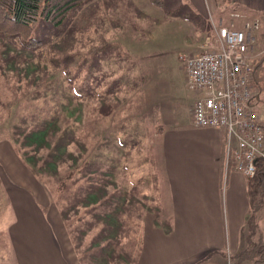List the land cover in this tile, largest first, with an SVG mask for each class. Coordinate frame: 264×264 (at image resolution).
I'll return each mask as SVG.
<instances>
[{
	"label": "rangeland",
	"instance_id": "374dc122",
	"mask_svg": "<svg viewBox=\"0 0 264 264\" xmlns=\"http://www.w3.org/2000/svg\"><path fill=\"white\" fill-rule=\"evenodd\" d=\"M165 9L159 11L170 10L173 22L143 45L138 59L108 36L115 21L121 32L127 28L126 0H92L59 27L35 22L32 38L42 44L31 49L0 36L3 264H11L9 235L28 250L34 239L43 248V237L57 233L67 234L78 252L111 246L120 261L110 264H134L143 222L161 211L151 177L155 128L186 118L194 101L181 59L197 55L206 35L230 24L253 29V58L264 52V15L233 0H167ZM154 26L143 20L134 30ZM93 181L92 201L84 192ZM254 222L256 241L264 238V209ZM215 264L251 263L231 256Z\"/></svg>",
	"mask_w": 264,
	"mask_h": 264
},
{
	"label": "crops",
	"instance_id": "0c3cea01",
	"mask_svg": "<svg viewBox=\"0 0 264 264\" xmlns=\"http://www.w3.org/2000/svg\"><path fill=\"white\" fill-rule=\"evenodd\" d=\"M126 1L127 28L121 32L119 29L122 28H116L115 21L109 26L108 36L115 39L113 43L127 45V49L137 58V52L144 49L143 45H147L148 41V45L154 42V34L156 37L158 32L164 33L161 26L171 24L173 19L161 13L149 0ZM233 5L250 13L264 15V0H233ZM208 13L209 18L213 19L210 11ZM143 20H152L155 25L150 32L134 30V26L143 23ZM214 26L213 23V29ZM210 35L204 37L198 54L203 51L206 39H214L215 34H212L214 37ZM79 63L77 61V65ZM98 75L94 74L92 79ZM253 80L256 107L264 118V95L262 98L259 96L260 91L264 93V69L256 70ZM130 81L129 77L128 82ZM195 100L194 94V101L186 118L174 120L166 127L155 128L157 130L150 144L154 163L151 177L161 211L159 217L152 216L143 222L134 264H215L237 255L247 246L246 223L251 216L249 191L253 187L249 183L250 179L235 172L227 163L225 131L192 126ZM92 173L88 172L87 175L94 176ZM81 176L84 177L85 174L82 172ZM95 187L94 181L90 188L88 183L84 192L91 193L89 195L92 201L95 200ZM90 189L94 191H89ZM11 237L12 235L8 236L11 247H8V251L12 252L11 264H87L89 258L88 264L120 261L114 255L115 251L109 250L111 246L95 251L96 246L92 245L87 250L78 252L65 233L46 234L43 237V248L36 238L28 250L19 248V240L15 235L16 247ZM108 239L112 242L118 240L115 237ZM4 262V257H0V264Z\"/></svg>",
	"mask_w": 264,
	"mask_h": 264
},
{
	"label": "built area",
	"instance_id": "2783aa9c",
	"mask_svg": "<svg viewBox=\"0 0 264 264\" xmlns=\"http://www.w3.org/2000/svg\"><path fill=\"white\" fill-rule=\"evenodd\" d=\"M252 32L248 26H219L200 54L181 59L187 88L196 95L192 126L223 129L227 163L248 179L264 160V118L256 111L252 85Z\"/></svg>",
	"mask_w": 264,
	"mask_h": 264
},
{
	"label": "trees",
	"instance_id": "16d2710c",
	"mask_svg": "<svg viewBox=\"0 0 264 264\" xmlns=\"http://www.w3.org/2000/svg\"><path fill=\"white\" fill-rule=\"evenodd\" d=\"M91 1L0 0V36L11 39L20 38L31 49L33 46L42 44L40 40L32 38V25L35 22H44L59 27L67 19L72 10ZM149 2L159 9L166 10L167 0H149ZM165 14L169 17H174V14L170 10ZM260 40H262V37ZM263 63L264 52L260 58H256L253 61V76L256 70L264 69ZM253 76L252 83L254 81ZM255 85L258 84L255 83ZM13 103L15 102L11 104ZM249 183L253 189L251 188L252 191H249L251 216L246 223L248 226L247 246L235 256L242 262L248 261L251 264H264V238L258 236L256 241H254L256 234L254 216L264 209V160L260 159L256 162V174L254 178L249 180ZM104 243L106 244L108 241ZM103 248L104 246L101 249Z\"/></svg>",
	"mask_w": 264,
	"mask_h": 264
}]
</instances>
